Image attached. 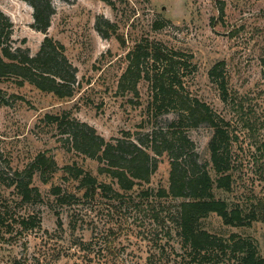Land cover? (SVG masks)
<instances>
[{"label":"rangeland","instance_id":"rangeland-1","mask_svg":"<svg viewBox=\"0 0 264 264\" xmlns=\"http://www.w3.org/2000/svg\"><path fill=\"white\" fill-rule=\"evenodd\" d=\"M52 1L55 12L48 33L65 44L77 66L78 81L73 95L60 96L28 80L20 83L14 74L0 76L5 98L0 102V197H4L0 201L7 198L2 204L7 202L11 214L33 213L41 219L26 229L14 224L0 242V264H152L147 256L158 248L153 242L162 230L153 228L150 210L138 204V191L141 186L169 185L167 151L159 155L149 182L122 190V195L113 191L86 195L63 165L75 163L100 180L112 178L99 171L98 158L76 150L68 132L45 117L48 111H69L107 138L124 135L126 130L143 136L153 123L164 125L167 116L174 114L148 115V79L138 81V93L119 85L128 52L137 41L148 45L152 39L192 54L184 72L187 87L229 120L237 133L232 145L234 188L217 189V194L241 203L245 210L254 208L258 217L250 224L233 225L214 212L205 224L224 236L232 231L253 236L264 255V0ZM0 7L14 22L13 43L37 52L46 33L32 24L33 5L27 0H0ZM151 64L148 60L146 67ZM215 65L213 77L210 70ZM220 80L226 82V97ZM188 133L199 158L211 166L213 127L203 122L189 127ZM42 150L53 154L60 168L47 179L38 172L34 175L42 191L39 200L13 199L14 186L7 184L13 170L25 167ZM56 183L77 190L78 196L71 203H61L52 191ZM113 185L118 187L117 182ZM171 241L180 250L177 239Z\"/></svg>","mask_w":264,"mask_h":264},{"label":"trees","instance_id":"trees-1","mask_svg":"<svg viewBox=\"0 0 264 264\" xmlns=\"http://www.w3.org/2000/svg\"><path fill=\"white\" fill-rule=\"evenodd\" d=\"M27 1L34 7L33 26L46 34L35 53H31L28 46L15 45L12 38L14 22L0 7V76L14 74L20 83L28 80L60 96L73 95L78 81L77 66L67 55L65 44L48 33L55 12L53 1ZM98 28L102 30L100 20ZM188 56L192 54L168 47L156 39L148 45L143 40L137 41L128 52L129 62L120 77V87L138 93L137 83L145 77L150 84L146 103L148 115L160 111L174 114L167 116L164 125L153 123L143 136L126 130L124 135L107 138L94 125L71 116L69 111L46 112L48 122L68 132L76 150L98 158L101 163L99 171L112 180H100L97 174L75 163H66L63 168L79 180L77 186L84 188L86 195L110 191L122 195L124 191L149 182L158 168L159 155L167 151L171 163L169 185L141 186L138 191V204L150 210L153 228L162 230L160 237L157 236L153 242L158 248L150 251L147 260L152 264H264V255L253 236L238 231L224 236L205 224V219L214 212L225 223L233 225L250 224L258 214L254 208L245 210L241 203L217 194V189L230 191L234 188L232 145L237 133L230 128L229 120L187 87V73L184 72L191 63ZM148 60L152 66L147 68ZM216 68L215 65L210 70L213 77ZM219 83L222 96L226 97V82L220 80ZM4 101L0 89V102ZM203 122L213 127L209 140L211 166L199 158L195 141L188 133L189 127ZM59 168L53 154L39 151L25 167L13 170L7 183L14 186L17 196L13 199L19 198L23 202L39 200L42 191L34 182V175L38 172L47 179ZM113 182H117L118 187ZM52 191L61 203H71L78 196L77 190L63 188L61 183L52 185ZM166 197L168 200L164 202ZM173 199H176L175 203H166ZM2 201H7V198L0 201V242L8 231H12L15 223L25 229L40 223V217L33 213L11 214L7 202L3 205ZM62 220L58 216L59 224ZM171 238L177 239L180 250Z\"/></svg>","mask_w":264,"mask_h":264}]
</instances>
